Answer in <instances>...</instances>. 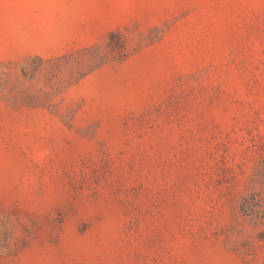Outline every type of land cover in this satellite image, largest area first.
I'll list each match as a JSON object with an SVG mask.
<instances>
[{
    "label": "rangeland",
    "instance_id": "1",
    "mask_svg": "<svg viewBox=\"0 0 264 264\" xmlns=\"http://www.w3.org/2000/svg\"><path fill=\"white\" fill-rule=\"evenodd\" d=\"M0 264H264V0H0Z\"/></svg>",
    "mask_w": 264,
    "mask_h": 264
},
{
    "label": "trees",
    "instance_id": "2",
    "mask_svg": "<svg viewBox=\"0 0 264 264\" xmlns=\"http://www.w3.org/2000/svg\"><path fill=\"white\" fill-rule=\"evenodd\" d=\"M116 34H111L110 37L113 38ZM119 44V41H118ZM259 195L256 193H251L243 197L241 202V211L245 216H250L252 218H259V208L261 206Z\"/></svg>",
    "mask_w": 264,
    "mask_h": 264
}]
</instances>
